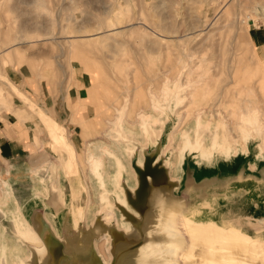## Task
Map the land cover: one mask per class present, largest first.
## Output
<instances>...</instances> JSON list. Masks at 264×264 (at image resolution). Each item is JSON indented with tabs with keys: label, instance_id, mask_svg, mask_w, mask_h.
Segmentation results:
<instances>
[{
	"label": "rangeland",
	"instance_id": "1",
	"mask_svg": "<svg viewBox=\"0 0 264 264\" xmlns=\"http://www.w3.org/2000/svg\"><path fill=\"white\" fill-rule=\"evenodd\" d=\"M253 31L264 38V0H0V122L10 134L17 133L15 138L27 150L10 163L21 164L18 172L15 166L6 175L8 163H0V264L23 260L28 253L8 228L17 199L43 197L52 186L65 192L68 184L69 195L74 190L85 193L80 197L87 203L86 216L87 182L89 212L95 214L99 187L87 156L105 161V177L115 171L107 155L111 151L131 172L113 122L139 138L142 113L152 124L171 113L165 134L180 122V115L173 113L181 106L174 103L182 93L193 104L186 109L181 132L195 129L196 123L222 132L221 125L237 127L250 111L264 121V47L251 42ZM72 42L82 55L69 51ZM163 106H168L165 115L160 113ZM77 113L92 123L78 122ZM258 134L249 148L258 141L264 153ZM249 139L245 148L235 149L245 151ZM171 151L174 157L176 148ZM187 154L200 155L191 146L183 158ZM194 161L190 158L188 165ZM215 167L204 168L205 183L239 179L236 165L221 172ZM263 207L250 209L252 217L261 216ZM30 208L32 204L24 203L20 211ZM242 225L250 231L260 227ZM251 241L264 248L263 237L251 236ZM233 252L232 258L247 264H264L263 253L255 260ZM176 258L184 264L180 255Z\"/></svg>",
	"mask_w": 264,
	"mask_h": 264
},
{
	"label": "bare ground",
	"instance_id": "2",
	"mask_svg": "<svg viewBox=\"0 0 264 264\" xmlns=\"http://www.w3.org/2000/svg\"><path fill=\"white\" fill-rule=\"evenodd\" d=\"M73 43L74 42L71 43L69 51L76 52L75 56L82 55L79 51L77 52V48ZM163 91H166L168 95L171 94L170 90L164 89ZM153 97L154 96H152V98ZM154 98L152 99L153 101ZM189 98H191L189 94L187 96L185 93H182L179 97V101L174 103L177 107L178 105L181 106H179V108L176 107L177 110H175L173 114L176 115L175 117L180 115L181 118L179 124L175 125L173 123L170 126V130L166 133L165 137L167 142L162 154L168 152L169 155H172V148H176L177 153L174 157L172 155V162L169 158L165 159L164 163L166 166L175 168L177 164L182 161L184 152L190 146L198 150L200 154L199 158L202 161L210 160L209 157H212L214 154L224 155L223 157L227 158L230 151L238 150V148L235 149V146L245 148V141L248 138H255L256 133L260 134V143L264 151V121L259 118L256 112L250 111L244 113L239 118L237 127L229 128L226 125H221L220 127L224 129L222 132H217L216 129L218 128L216 127L212 131H209L205 125L199 123H196L195 129L190 131L183 129L181 132L182 128L180 126L183 123L184 116L189 113V110L186 109H190L193 104L191 100H188ZM156 100L159 103L162 102L161 100ZM165 108H168V106L160 108V113L162 115H165ZM182 108H184L183 111ZM183 113L186 114L184 115ZM170 114H167L165 119L161 117L157 123L152 124L150 120L147 119L146 114L142 113L138 122V128H141L142 133V136L139 138L131 133L128 135L124 129L121 128L120 124L113 122L117 137H119V140L115 139L120 141V146H122L121 150L124 151V155L127 156L128 160L138 153L137 165L140 166L142 162L140 152L145 147L151 148L157 144L165 122L168 120ZM112 131H114V128H112ZM177 134H181V136L179 135L180 139L179 142L175 144L177 145L175 147L174 141ZM203 136L208 137V144L204 143L205 139ZM221 138L222 141L219 140ZM137 149H139L138 152L136 151ZM107 153L115 165L114 174L110 177H105L106 165L103 159H99L98 157L92 158V155L89 158L91 176L96 179V183L99 187V193L97 194L99 207L95 214L89 212L91 194L90 187L86 182L87 189L85 187L84 189L88 192L86 197L88 198L87 201H89L86 216L85 211L87 203H83L80 197L82 194H85L82 190L76 192L74 190L70 192L68 196L63 194L62 190L59 188L57 189L52 186V189H46L47 191L45 192V199L48 196L47 202H42V205L52 212L51 215L54 218L53 220L55 224H57V226H55V224L52 225L56 236L60 237L61 232L59 229L65 230V236L60 237V240L65 245L66 250L70 251L74 248L80 253H78L81 262H79V264H109L113 255H116L113 260L114 264H177L178 262L176 263L172 259L174 253L170 254L171 252L166 250V245H168V248H171V245L175 246L176 249L182 246V256L187 257V260L198 257L201 262L200 264H247L242 258H232L226 245L230 247L238 246V248L242 249V255L250 253V255L252 254V256H255L258 254L257 252L264 254V248L258 244L255 245L247 236L234 228L211 227L203 223L194 225L188 218H181V223L179 224L186 234L187 241H184L180 235L179 227L175 225L171 226V221H169L176 213L175 206L177 203L174 199L166 196L159 190H154L151 193L149 207L144 214V218L141 216L142 220H147L148 218H151V220L150 223L148 222L149 225L145 231V235H143L142 243L134 247L132 245L133 240L140 236V233L136 232V228H132L133 224L124 217V214L118 215L120 207H125L127 210L132 211L134 215H137L136 211L131 210L126 202L124 186L122 184L125 178L124 181L128 187V180H132L134 174L128 171V166L125 165L126 161H123L120 156L112 151ZM2 184L3 186L7 185L5 181L2 182ZM108 186H112V189L110 190ZM129 188L132 189L131 186ZM16 204L18 205V209L11 222H8V228L13 238L17 240V243L21 246H25L30 252L23 255L21 258L23 260L17 259L13 260L12 263L5 262V264H49L47 261L48 253L36 229L38 220L31 213L33 208H30V210L26 212H21V205H19V202ZM118 205L120 207H116ZM63 211L65 212L63 213ZM98 217L101 218L102 221H100L104 223V225L95 223L94 220ZM0 218L3 220V213L1 210ZM167 220L168 222L165 225V221ZM134 223L136 225L138 224L137 221ZM110 224H114L116 228L122 230L123 233L113 234L112 237L109 230L102 227ZM133 229H135L136 233L132 231ZM110 238L113 244L111 245L112 250L109 247ZM100 239L102 243L99 245L97 241ZM222 243L226 244L223 245ZM101 248H103V251H101ZM105 248H107V251ZM105 251L107 254H105ZM99 261L101 263H99Z\"/></svg>",
	"mask_w": 264,
	"mask_h": 264
},
{
	"label": "water",
	"instance_id": "3",
	"mask_svg": "<svg viewBox=\"0 0 264 264\" xmlns=\"http://www.w3.org/2000/svg\"><path fill=\"white\" fill-rule=\"evenodd\" d=\"M164 128L157 144L151 148L145 147L141 151L142 153L140 152V156L142 158L140 166L137 165L139 157L138 153L129 159L130 170L131 173L134 174V178L132 177L131 180L133 181V184L130 185V180H128L127 187V184L124 181L125 178L122 181L126 202L130 206L131 210L136 211L137 215H134L132 211L127 210L125 207H120L119 205L116 207H120L118 215L124 214V217L133 224L132 228H136V232L140 233V236L133 240L132 245L136 247L142 243L143 235L146 233L145 231L147 230L151 218L142 220L141 216L144 218V214L149 207L151 193L154 190L162 191L166 196L171 197L176 201V213L171 219H169V221H171V226L175 225L176 227H179L180 235L184 241L187 240L186 234L183 232L184 230L179 225L181 223V218H188L194 225L197 223H203L211 227L217 226L230 229L234 228L247 236L250 241L251 236L263 237L264 239V212L259 209L262 215L259 217H252L254 212L250 211V209L258 210L256 205L264 204V153L258 149V141L256 142L254 148L251 149L249 148V142L254 141V139H249L245 151L239 149L230 151L227 158L220 154H214L210 160L202 161L196 154H187L174 168L168 167L164 163V160L167 158H169L172 162V155H169L168 152L160 155L161 149L167 142L165 137L167 132L164 134ZM136 151L138 152L139 149ZM190 158L195 159L192 165H188V160ZM213 165L216 166L215 169L220 170V172L224 171L223 167L225 166L230 167L231 165H236V170L234 169L233 171H239L238 174H240V176L239 179L231 177V180L239 182V185L235 187L234 183L229 184L231 180L224 182L217 180L210 185L209 183H205L204 177L208 172H206L204 168L208 169ZM172 168L173 171H171ZM177 172L180 175L176 177L173 173L176 174ZM197 180H202L203 183H198ZM130 186L132 189L129 188ZM181 189L184 191V195L181 194ZM62 192L63 194L69 195L68 184L67 190ZM47 199L48 196L46 199L44 196L36 197V199H33L32 201L17 199L15 203L19 202V205L21 206L24 203L33 205L31 213L38 220L36 229L48 253L47 261L49 264H79L80 253L74 248H72L73 250L67 251L65 245L60 240V237L65 236V230L59 229L61 232L60 237H57L55 230H53L52 225L55 224L53 217L42 205V202H47ZM177 216L179 217L178 224L174 221ZM251 218H255V220H252ZM100 220L101 218L98 217L94 221L95 223H101L104 225V223L101 222L102 220ZM135 220L138 223L137 225L134 223L136 222ZM167 222L168 220L165 221V225ZM243 223L249 226L250 224H258L260 227L250 231L247 227L242 225ZM102 227L104 229L107 228L112 237L113 234L123 233L122 230L117 229L114 224ZM132 231L135 232V229ZM109 241V247L112 250V239L110 238ZM166 246V250L171 252L170 254L174 253L172 259L176 263L178 262L176 257L179 255L181 256V260L184 264L201 263L198 257L192 260H187V257H183L182 246L179 247V249H176V247L172 245L171 248H168V245ZM226 246L228 250L231 249L230 253L232 256L234 254L233 250H239L238 253L242 255V249L238 248V246ZM27 250L30 252L29 249ZM257 253L259 254V252ZM258 254L253 256L255 260L259 258ZM244 255H248L249 257L252 256L250 253H246ZM115 256L116 255H113L109 264H114L113 260L115 259ZM262 259H264V257ZM99 263L101 262L99 261Z\"/></svg>",
	"mask_w": 264,
	"mask_h": 264
},
{
	"label": "crops",
	"instance_id": "4",
	"mask_svg": "<svg viewBox=\"0 0 264 264\" xmlns=\"http://www.w3.org/2000/svg\"><path fill=\"white\" fill-rule=\"evenodd\" d=\"M249 36H250L251 42L253 44H255L258 49H263L264 38L261 34H259L256 31H253V32L249 33ZM76 117H77L76 120L78 122H81V123H92V121H93V119L92 120L82 119V117H80L78 115V113L76 114ZM14 134L17 136V133H15V132H13V134H10L8 131V128H6V126L0 122V163H8V166L6 169V171H8V172L7 173L5 172L6 175H10L11 173H13L15 171L14 170L15 166H16V170L22 167V166L20 167L21 164H14L13 165L10 163H11V161H14L15 159L20 158L22 152L26 153V151H27L24 148V144H23L25 142H21V141L17 140L15 138ZM90 156L91 155H88L86 158L88 160L87 165L89 164ZM18 171L19 170H17V172Z\"/></svg>",
	"mask_w": 264,
	"mask_h": 264
}]
</instances>
